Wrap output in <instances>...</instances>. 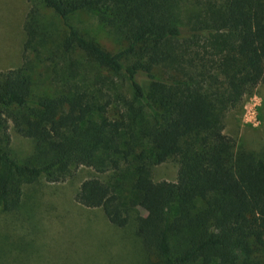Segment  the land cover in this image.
<instances>
[{"label":"trees","instance_id":"trees-1","mask_svg":"<svg viewBox=\"0 0 264 264\" xmlns=\"http://www.w3.org/2000/svg\"><path fill=\"white\" fill-rule=\"evenodd\" d=\"M28 2L21 62L0 70V212L40 179L122 169L115 187L83 179L73 200L117 227L135 213L144 264H264V156L225 131L264 83V0ZM79 13L123 47L82 32L70 21ZM9 124L31 141L21 160ZM168 160L175 180H154Z\"/></svg>","mask_w":264,"mask_h":264},{"label":"rangeland","instance_id":"rangeland-1","mask_svg":"<svg viewBox=\"0 0 264 264\" xmlns=\"http://www.w3.org/2000/svg\"><path fill=\"white\" fill-rule=\"evenodd\" d=\"M29 7L28 0H0V70L21 62V19ZM82 32L93 37L111 52L123 46L116 43L92 15L79 13L71 17ZM43 84L37 91H45ZM225 131L238 144L264 156V83L243 98L240 105L226 115ZM12 154L21 160L31 150V141L8 126ZM177 164L173 160L153 165L154 180H175ZM126 171L101 173L80 166L61 182L40 179L24 186L19 206L0 212V264H144L145 251L135 235L134 214L125 227L108 222L99 208H86L73 200L80 182L95 176L115 187L122 183ZM124 203L133 195L123 183L116 188ZM143 215L145 208L137 206ZM134 209V210H135Z\"/></svg>","mask_w":264,"mask_h":264}]
</instances>
